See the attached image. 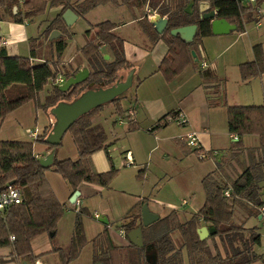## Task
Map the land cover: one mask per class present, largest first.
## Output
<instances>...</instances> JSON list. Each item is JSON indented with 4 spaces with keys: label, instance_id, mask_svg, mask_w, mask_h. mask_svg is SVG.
<instances>
[{
    "label": "trees",
    "instance_id": "16d2710c",
    "mask_svg": "<svg viewBox=\"0 0 264 264\" xmlns=\"http://www.w3.org/2000/svg\"><path fill=\"white\" fill-rule=\"evenodd\" d=\"M175 1L176 4L171 6L162 1L161 9L153 12L157 4L155 0H0V20L7 19L18 24L42 14L47 7H62L41 34L28 40L29 57L9 56L4 48H0V121L28 102L47 111L61 101L74 100L89 88L111 86L118 80L120 70L131 67L124 56V40L115 32L116 24L109 20L92 24L83 34L85 44L78 49L89 70L88 77L66 91L60 90L56 79L61 77L64 81V78L76 73L73 69L60 67L61 56L71 37L62 17L66 10L83 18L100 4L120 2L131 11L133 8L139 9L142 12L139 23L150 42L163 40L167 45L166 55L157 70L165 80L170 81L188 65L199 68L191 52L194 51L195 58L199 59L198 45L202 38L212 35L210 20L202 17L204 13L215 10L217 18L235 25V32H243L246 23L258 20V4L262 0H255V5L249 0ZM191 1L193 7L189 14L185 8ZM202 1L209 4L204 12L197 7ZM154 13L167 20L166 30L162 34H158L150 22L149 15ZM188 25H196L192 41L185 42L178 35L170 34L172 29ZM54 30L59 34L49 39ZM105 52L109 53L108 59ZM253 53V61L239 65L243 81L264 72L262 46L255 45ZM199 72L203 78L214 77L208 70ZM48 85L50 87L46 89ZM44 91L46 95L41 100L40 94ZM105 104H112L116 115H124L120 97ZM105 104L79 117L68 129L77 151L76 160H60L54 156L49 167L40 165L39 158L34 155V143L45 144L54 151L60 146L46 143V129L32 142L0 140V193L9 185L17 186L21 191V202L0 212V248H9L7 257L15 264H33L40 257L33 254L32 241L46 234L52 242L64 211V205L48 185L45 170L52 168L73 191L81 183L107 187L114 176L116 169L113 166L105 172H95L89 160L99 150H105L108 155L105 132L101 125L93 123L95 115L102 111ZM223 104L227 109L228 132L238 137V141L231 143L229 151L241 146L244 135H253L258 139V146L249 149L248 155H255L256 152L258 159H253L229 184L224 182L225 177L221 174L225 163L218 164L215 171L201 181L205 197L202 206L187 219L182 220L176 210H171L144 227L141 207L148 200L142 199L134 210L121 219L120 228L127 234L142 226L143 246L135 247L131 242L127 247L117 246L104 231L93 242L94 246L100 243L105 247L102 252H94V264H122L119 254L124 248L133 252V257L126 264H151L147 260L148 246L155 258L153 264H262V252L258 250L261 234L255 226L245 227V222L250 217H256L257 208L264 203V107ZM167 116L161 117L158 124H167ZM129 123L130 128H137L136 124ZM217 155L227 154L218 152L213 158ZM222 162L226 160L219 163ZM228 185L229 196H225ZM239 201L244 202L241 204L244 208H249L243 222L234 219V210ZM203 225L213 227L215 232L201 240L197 230ZM174 234L178 236L179 245L172 237ZM86 242L82 222L77 217L66 251L68 255L61 248L52 251L58 252L61 264H68L77 258Z\"/></svg>",
    "mask_w": 264,
    "mask_h": 264
},
{
    "label": "crops",
    "instance_id": "0c3cea01",
    "mask_svg": "<svg viewBox=\"0 0 264 264\" xmlns=\"http://www.w3.org/2000/svg\"><path fill=\"white\" fill-rule=\"evenodd\" d=\"M20 1L22 2L23 0ZM207 6L208 2L202 1L199 3V10L204 12L208 9ZM61 8L62 7L59 6L51 9H53L57 15ZM120 8L123 9V7ZM64 14L65 12L62 17ZM87 14L85 16H87ZM134 17V21L139 23L142 14ZM152 17L153 15L150 16V18ZM79 18L80 17L76 15L75 18L71 19L70 25L66 24L71 34L72 31L70 27ZM262 18L259 9L258 20H256L255 27L258 31V34L256 33L257 36L255 35L253 37V34L246 29L245 32H240L238 35L234 33V31H230L228 34H212L202 38L201 43L198 45L199 59L193 57L194 61L197 60L199 68L197 69L192 65H188L180 74L170 81L165 80L161 72L157 70L162 59L166 55L168 49L166 43L163 40H157L154 43L150 42L142 27H137L131 31L134 33V38H130L126 36L122 30L124 24L119 25L118 22H114L116 24L115 32L124 40V56L131 64L130 68L119 71L118 80L114 84L125 82L129 75H131V84L123 94L119 96L124 110L123 116L115 114L108 129L106 126L107 120L102 116V112H100L98 117L93 119L94 124H99L103 128L106 135V145L111 146L110 149L109 146L107 147L108 155L112 149H115L117 152L116 155H121L123 152L124 155H126L124 160L130 157L133 160V164L138 163V167L145 164L147 158H142L143 155H153L155 152H160L161 155H174L176 159L182 155H195L183 140L187 133H195L206 152L215 151L216 153L227 154L217 155L216 158L212 156L207 158L212 159L211 163H203V165L207 166L206 172H204L200 178L203 202L205 197L201 181L207 174L214 172L218 164L221 165L225 163L223 165L224 171H222L221 174L224 175V182L226 184H229L232 180L237 178L253 159H258L259 155H248L249 149L258 146V139L253 135H244L241 138V146L229 151L231 143L238 141V137L228 132L227 109L223 103L225 102L227 105L236 106L262 105L264 107V72L257 77L245 81L241 80L239 74L240 64L254 60L253 47L255 45L260 44L262 46L264 56V24ZM32 26L29 20L22 24L13 23L7 19L0 20V48H4L9 56L29 57L28 40L37 37L41 33L39 27ZM245 36L247 37L244 47L235 46L237 42H240ZM72 38L73 36L67 40V47L61 58L64 63L68 64L67 68L75 70L76 73L83 69L88 70L86 62L78 52V49L85 44L84 38L83 42L77 46V48H73V56L71 55L72 52L68 55L65 54ZM105 57L108 59L109 53L105 52ZM33 62L36 63L38 61L33 60ZM200 70H208L213 73L214 77L203 78L200 75ZM65 80L64 78V81ZM46 87L49 88L50 86L48 85ZM129 91L131 92L129 93ZM44 93L46 95V92ZM45 95L41 94L43 97L41 100L44 99ZM31 106V102H28L0 121V140L32 142L34 139L28 132L35 131L37 135H40L44 129L47 131L45 137V139H47L52 129V120H54V117L50 115L47 117V124H45L40 131L37 128L36 130L25 128L23 129V133L26 138H20V129H22L23 125H26V123L23 122L25 115L22 116V112L30 110V116H33V107ZM111 107L114 110L112 104ZM176 112L184 114L187 119L185 125H176L174 121H167V124L164 125L161 123L158 124V120L161 117L168 115L166 117L167 119ZM129 122L136 124L137 128H130ZM122 140L124 141L123 144H121ZM147 140L152 142L151 146L147 145ZM33 151L34 155L40 160L49 155L52 150L45 144L34 143ZM254 154H256V152H254ZM108 155L105 150H99L89 157L91 166L95 172H105L109 170ZM54 156L60 160L65 158H70L72 160L77 159V151L68 132L63 136L60 146L54 151ZM225 160L226 162L219 163ZM44 175L53 193L58 196V201L62 203L65 208H73L76 210V218L80 217V219L83 209L81 206H78V204H81L82 191L84 190L96 194L100 193L104 188L97 185L81 183L77 187V190L73 191L66 182L64 183L63 180L60 181L58 179V175L52 168L45 170ZM222 185H224V183ZM229 187L230 185L225 189L228 190ZM262 193V199L264 200V187ZM66 201H69V205L66 204ZM184 201H186V203H183ZM181 203L184 207L189 202L183 199ZM136 204L135 201L134 206ZM202 204H199L195 211L187 215L178 211L175 206H172L170 209H160V211L150 210L148 204L147 206L150 211L158 214L159 217L163 216L162 212L176 210L179 217L184 220L191 214L197 212ZM165 214H167V212ZM250 218H256L262 224L259 215ZM249 219H247V221ZM100 222L104 223L105 226L96 232L89 240L86 239L87 242L81 249L82 251L85 247L89 248L87 264H91L94 250L93 242L98 238V235L104 231L108 233L111 241L117 246L125 247L130 243L127 234H125L122 228H119V241L112 236L110 219L108 216L101 218ZM246 222L245 227H247ZM121 231L124 233L121 234ZM56 232L57 228L55 234ZM44 235L35 238H40V240L44 242V247L41 249L34 248L33 242L35 239L32 241L33 254L35 256L40 255L36 261L43 264H60L61 259L58 252H54L52 249L61 248L66 252L68 247L54 245L51 242L48 246V237ZM9 251V248H0V255H4V258H0L7 260L4 264H15V262L10 261L9 257L5 258ZM75 261L76 260L72 261L70 264Z\"/></svg>",
    "mask_w": 264,
    "mask_h": 264
},
{
    "label": "rangeland",
    "instance_id": "374dc122",
    "mask_svg": "<svg viewBox=\"0 0 264 264\" xmlns=\"http://www.w3.org/2000/svg\"><path fill=\"white\" fill-rule=\"evenodd\" d=\"M155 1L157 4L156 9L153 12L159 11V9H161L162 6L160 5V3L162 1L170 6L176 4L175 0ZM255 4V2L252 3V5ZM120 7H123V9ZM197 7L199 8V4L197 5ZM207 7L209 8V4ZM51 8L53 7H47L42 14L37 15L29 20V23L33 25L32 27H39L41 29V33L47 27V23H49L56 15L54 10ZM258 8L261 11L264 24L263 0L259 2ZM141 13L142 12L137 8H133L132 11L129 10L120 2H118V4L108 3L96 6L87 14V16L83 18L80 17L70 27L72 31L71 36H73V38L71 39L65 54L68 55L73 51V48H77V46H79L83 42V34L89 27V25L96 24L107 19L113 21V23L118 22L119 25L124 24L122 30L124 31L125 35L130 38H134V33L131 31H133L137 27H141L140 23L134 21V16L141 15ZM246 24L243 32L248 29L253 34V37L255 35L257 36L258 31L255 28L256 21H251ZM234 33L238 35V33L240 32L234 31ZM246 37L247 36L243 37L241 41L237 42L235 46L244 47ZM71 55L73 56V52L71 53ZM67 66L68 64L64 63L63 59L61 58L60 67L66 68ZM44 92H42L41 94L45 95ZM130 92L131 91H129V93ZM41 94L40 99L43 98ZM31 105V107H33V116H30V110H27V112H22V116L25 115L23 122L26 123V125H23L22 129H20V138H26L23 133V129L31 128L32 130H36L37 128L40 131V129L44 127L45 124H47L48 115L53 116L50 110L45 111L42 108H36L33 102H31ZM101 112L102 116L107 120L106 126L108 129V126L112 123L113 116L115 115V110H113L111 104H105L102 107ZM99 114L100 113L95 115V117H98ZM52 121L54 122V120ZM174 123L177 125L176 122ZM123 143L124 141L122 140L121 144ZM146 143L148 146L152 145V142L150 140H147ZM110 148L111 146H109V149ZM116 154L117 152L115 151V149H112V151L109 153V167L113 166L116 169V172L109 182L108 186L104 187L100 193L96 194H92L84 190L82 191L81 204H78V206H81L83 209L80 220L82 222L85 237L87 240H89L93 235L96 234V232H98L105 226L104 223L100 222V219L108 216L110 219L112 236L115 239L117 238V240L119 241L120 239L118 237L121 219L130 211L134 210L142 199L148 200L147 204L150 210L160 211V209H170L172 206H175L178 211L183 212L186 215L195 211L197 206L199 204H202L203 192L200 185V178L207 170V166L203 165V163H211L212 159H199L195 153V155H182L181 157L176 159L174 155H161L160 152H155V154L153 155H143L142 158H147L145 160V164H143L141 167H138V163L133 164V160H124L126 155H124L123 152L121 153V155ZM57 175L58 179L62 181L63 179L61 178V176L59 174ZM56 198L58 199L57 195ZM183 199H186L189 202L184 207L181 203ZM135 201L137 204L134 206ZM66 202V204L69 205V201ZM243 203L244 202L239 201L236 204L237 207H235L234 210V219L236 222H243V220L246 219L245 216L249 208H244L243 205H241ZM76 212L77 211L73 208L67 209L64 207L63 214L57 223V232L52 242L48 238V246L50 245V242L54 245L65 247L69 246L76 222ZM166 212L168 213L169 211ZM166 212H162L163 216L166 215ZM96 213L98 214V217L95 218L94 214ZM246 226L248 228L255 226L258 229L257 231L260 232L261 244L258 247V250L262 252L264 239V228L262 224L256 218H250L246 222ZM172 237L174 238L175 243L179 245L177 234H174ZM43 245L44 242L41 241L40 238L35 239L33 242L34 248L36 247L41 249L42 247H44ZM210 245L212 246L211 243ZM93 248V254L94 252H102L105 250V247L100 245V243H97L95 246L93 245ZM88 249V247H85L79 253L78 257L74 259L76 261L72 264H87V257L89 254ZM93 254L91 258V264H94ZM150 254H152L151 251L149 252V255ZM66 255H68L67 252ZM0 257L4 258V255H0ZM6 257L7 256H5V258ZM119 257L121 263L126 264L129 258L133 257V252L128 250L127 248H124L120 251ZM2 258H0V264L6 263L7 260H4ZM72 261H70L68 264H70Z\"/></svg>",
    "mask_w": 264,
    "mask_h": 264
},
{
    "label": "water",
    "instance_id": "95a60500",
    "mask_svg": "<svg viewBox=\"0 0 264 264\" xmlns=\"http://www.w3.org/2000/svg\"><path fill=\"white\" fill-rule=\"evenodd\" d=\"M193 2L191 1L185 8V12L191 13V6ZM76 15L70 11L66 10L63 16L65 23L70 25L72 18ZM203 18L210 20L211 32L215 35L228 34L230 31H234L236 26L230 24L227 20L223 18H217V12L215 10H210L202 15ZM150 22L158 34H162L167 27V20L164 17L155 15L150 18ZM196 32V25H188L179 28L172 29L170 31L171 35H178L185 42L192 41ZM59 34L58 31L54 30L49 36V39L56 37ZM192 57L195 58L194 51L191 52ZM89 71L87 69L80 70L75 73L72 77L67 78L61 85L59 89L62 91L68 90L73 85L79 84L87 79ZM131 84V75L128 76L125 82L116 83L109 87H94L89 88L82 92L74 100L66 102L61 101L57 103L53 108H51V113L54 117V122L52 123V129L47 139H45L47 144L59 145L63 136L67 133L70 126L82 115L88 113L92 109L99 105L108 103L114 98L119 97ZM92 87V86H91ZM54 157V150H52L49 155L44 159H40L39 163L42 167H48L52 164ZM159 219V215L150 211L147 204L141 207V221L142 226L146 227L154 223ZM106 222V220H105ZM131 230L127 233V237L132 245L135 247L143 246L141 227ZM215 232L214 228L211 226H202L198 228L197 233L201 240L207 238L209 235ZM150 246L147 247L148 256L147 260L149 263L153 264L155 262L154 255H149ZM23 264H27L24 262Z\"/></svg>",
    "mask_w": 264,
    "mask_h": 264
},
{
    "label": "built area",
    "instance_id": "2783aa9c",
    "mask_svg": "<svg viewBox=\"0 0 264 264\" xmlns=\"http://www.w3.org/2000/svg\"><path fill=\"white\" fill-rule=\"evenodd\" d=\"M250 2H254L255 0H249ZM205 66V65H204ZM57 83H61L63 82V79L61 77H58L56 79ZM167 121H174L179 125H185L187 123V119L185 118L184 114L181 112H176L174 115L169 116L167 118ZM28 134L35 139L37 136V133L34 132H28ZM184 142L186 143V145L192 149V151H194V153L198 156L199 159H207L210 158L212 156L216 155L215 151H209L206 152L202 145L200 144V141L197 137V135L195 133H187L184 138H183ZM127 161H131L132 159L130 157L126 158ZM224 195L225 196H229V191L225 190L224 191ZM21 202V191L17 186L14 185H9L7 186V188L0 193V212L4 211L6 208L12 206V205H16L19 204ZM183 203H186V201H184ZM258 211V215L261 218V222L264 228V203L259 206L257 208ZM98 217L97 214H95V218ZM121 234H123L124 232H120ZM264 238V235H263ZM11 239H13L11 237ZM262 264H264V239H263V250H262ZM33 264H43L39 261H35Z\"/></svg>",
    "mask_w": 264,
    "mask_h": 264
},
{
    "label": "flooded vegetation",
    "instance_id": "af4514ba",
    "mask_svg": "<svg viewBox=\"0 0 264 264\" xmlns=\"http://www.w3.org/2000/svg\"><path fill=\"white\" fill-rule=\"evenodd\" d=\"M146 13L148 14V12H146ZM152 15L154 16V15H157V14H156V13H154V14H152ZM149 16H151V15H149Z\"/></svg>",
    "mask_w": 264,
    "mask_h": 264
}]
</instances>
